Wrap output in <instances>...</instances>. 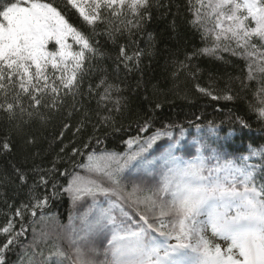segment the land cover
<instances>
[{
	"label": "snow or ice",
	"instance_id": "obj_1",
	"mask_svg": "<svg viewBox=\"0 0 264 264\" xmlns=\"http://www.w3.org/2000/svg\"><path fill=\"white\" fill-rule=\"evenodd\" d=\"M189 6L195 8L192 23L213 43L186 60L220 59L221 51L245 59L246 80L257 84L249 108L264 120V0H190ZM152 7L153 0H66L64 8L44 0H0V112L28 123L70 108L69 116L83 113V125L91 122L87 98L89 104L95 100L99 125L120 131L116 117L126 100L119 84L103 69L86 91L83 81L106 55L100 36L118 45L117 70L139 69L147 53L136 37L152 18ZM120 38L126 42L118 44ZM189 67L178 62L174 74ZM196 88L212 100L235 98L228 85L218 92ZM151 125V118L138 123L137 134L123 141L124 152L95 148L93 140L102 141L91 137L70 149L71 168H34L36 191L0 224V264H264V147L231 154L210 136L193 152L164 127L141 135ZM209 127L214 133L216 125ZM165 137L166 143H157ZM11 150L7 139L0 142V152ZM255 157L260 164L250 163ZM14 170L26 184L27 172ZM56 172L63 183L50 179ZM64 195L83 209L69 217L67 248L37 227L50 201ZM17 250V260L9 261Z\"/></svg>",
	"mask_w": 264,
	"mask_h": 264
},
{
	"label": "trees",
	"instance_id": "obj_2",
	"mask_svg": "<svg viewBox=\"0 0 264 264\" xmlns=\"http://www.w3.org/2000/svg\"><path fill=\"white\" fill-rule=\"evenodd\" d=\"M44 2H51L59 8H64L66 4V0ZM191 3L195 5V0H191ZM189 5L190 0H153L152 18L145 20L136 37L139 46L147 54L142 58L139 69L132 73H126L122 67L117 70L115 58L118 45L112 44L104 36L97 37L106 55L97 58L99 63L92 65L93 70L83 81V87L86 91L87 85L103 74L101 69L119 84L126 100L124 111L116 117V127L120 131H115L111 126H100L95 112V100L89 104L87 98L84 103L90 110L91 122L83 125V113L74 112L69 116L70 108L62 109L42 122L28 123H21L19 119L10 121L6 113L0 112V142L7 139L12 145L10 152H0V224L22 203L28 202L31 193L36 191L32 187L38 180L34 168L38 166L47 171L53 164L59 171L71 168L68 162L70 149L73 146L82 148L91 137H99L102 141L97 145L93 140L95 148L124 152L127 146L123 141L129 135H136L137 124H142L148 118L152 119L150 130L141 135L148 136L164 127L193 152L200 140H207L210 136L224 145V151L231 154H247L249 145L254 148L264 147V120H259L249 108V104L254 102L253 94L257 84L246 80L247 61L222 51L217 53L220 59L197 55L190 61L186 60L193 52L210 47L213 43L210 37L203 39L199 27L192 23L195 8L190 10ZM68 11L73 20H79L74 10L69 7ZM205 20L211 28L213 22L207 17ZM79 22L83 23L82 20ZM125 42L124 38H120L118 44ZM181 61L190 64V67L174 74L176 65ZM197 84L206 88L211 86L217 92L228 85L235 98L232 101L212 100L197 91ZM156 104L161 107L156 109ZM237 117L246 120L249 127L242 128ZM24 120H27V116ZM210 123L216 125L214 133L209 127ZM65 124L69 127L64 128ZM194 125H200V128ZM77 128L80 130L77 131ZM29 138H34L35 142L29 144ZM166 142L165 137L157 143ZM62 148L64 152H61ZM250 163L260 164L261 160L255 157ZM14 166L27 172L26 184L20 182ZM49 176L59 183L64 182L59 172L49 173ZM82 210L74 208L66 195L54 198L45 211L44 221L38 223L37 227L50 237L59 239L67 248L66 228L70 224L69 217L77 216ZM27 239H32L31 230ZM38 242L41 247L45 246L42 241ZM18 255L19 250L9 253L8 260L16 261Z\"/></svg>",
	"mask_w": 264,
	"mask_h": 264
}]
</instances>
